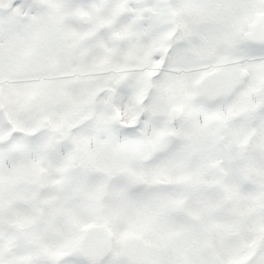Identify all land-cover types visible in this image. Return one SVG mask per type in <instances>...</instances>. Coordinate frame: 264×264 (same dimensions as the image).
Listing matches in <instances>:
<instances>
[{"label": "snow or ice", "instance_id": "obj_1", "mask_svg": "<svg viewBox=\"0 0 264 264\" xmlns=\"http://www.w3.org/2000/svg\"><path fill=\"white\" fill-rule=\"evenodd\" d=\"M0 264H264V0H0Z\"/></svg>", "mask_w": 264, "mask_h": 264}]
</instances>
